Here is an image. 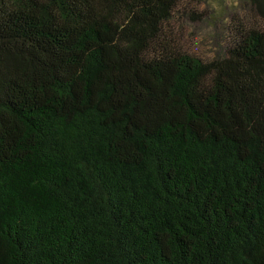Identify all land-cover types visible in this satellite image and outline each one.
I'll return each instance as SVG.
<instances>
[{"label": "trees", "instance_id": "16d2710c", "mask_svg": "<svg viewBox=\"0 0 264 264\" xmlns=\"http://www.w3.org/2000/svg\"><path fill=\"white\" fill-rule=\"evenodd\" d=\"M186 2L0 0V264H264V0Z\"/></svg>", "mask_w": 264, "mask_h": 264}, {"label": "rangeland", "instance_id": "374dc122", "mask_svg": "<svg viewBox=\"0 0 264 264\" xmlns=\"http://www.w3.org/2000/svg\"><path fill=\"white\" fill-rule=\"evenodd\" d=\"M187 8H194L196 13L205 12L204 20L189 22L181 19L179 46L182 50L197 57H211L220 45L221 24L232 15L245 18L246 13L241 9L240 0H187ZM218 26V29L216 28ZM217 29V30H216Z\"/></svg>", "mask_w": 264, "mask_h": 264}]
</instances>
